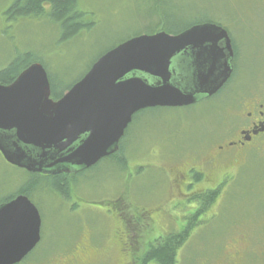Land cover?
Here are the masks:
<instances>
[{"label": "rangeland", "instance_id": "obj_1", "mask_svg": "<svg viewBox=\"0 0 264 264\" xmlns=\"http://www.w3.org/2000/svg\"><path fill=\"white\" fill-rule=\"evenodd\" d=\"M14 1L0 0V69L15 56L33 52L57 80L60 91L83 77L111 48L151 34L160 24L157 15L179 26L207 18L208 12L228 15L240 50L232 87L249 82L260 65L259 37L238 19L233 0H79L78 8L92 26L68 42H63L61 31L47 17L10 18L6 13ZM218 104L219 100L206 101L135 114L126 164L105 160L78 175L73 185L76 193L69 187L70 201L54 180L37 177L41 242L24 264H127L134 256L131 259L120 250L128 244L118 241L122 220L116 216L127 218L133 213L140 217L136 227L142 242L136 264H144L142 255L156 240L182 234L191 225L175 264H264V197L259 187L251 186L254 180L255 185L264 186V167L234 178L216 193L215 203L197 199L202 195L197 186L187 189L185 197L177 188L176 168L193 165L195 158L201 161V155L224 139L222 124L215 121ZM5 173L14 174L0 160V175ZM119 199L124 203L114 205L115 209L109 202ZM125 207L131 214L125 213ZM145 264L158 262L149 259Z\"/></svg>", "mask_w": 264, "mask_h": 264}, {"label": "water", "instance_id": "obj_2", "mask_svg": "<svg viewBox=\"0 0 264 264\" xmlns=\"http://www.w3.org/2000/svg\"><path fill=\"white\" fill-rule=\"evenodd\" d=\"M211 37L226 39L228 55ZM232 57L226 31L213 25L142 35L105 53L59 100L51 97L44 66L34 63L12 84H0V151L36 172L90 168L118 151L135 114L191 106L216 93L231 76ZM183 62L187 70L180 71ZM41 227L27 197L0 208V264L26 258L41 241Z\"/></svg>", "mask_w": 264, "mask_h": 264}, {"label": "flooded vegetation", "instance_id": "obj_3", "mask_svg": "<svg viewBox=\"0 0 264 264\" xmlns=\"http://www.w3.org/2000/svg\"><path fill=\"white\" fill-rule=\"evenodd\" d=\"M233 2L238 12V19L245 25V28L256 31L254 35L259 37V48L256 55L260 65L250 74L252 77L251 80L242 87H232L235 76L237 75V63L240 59V50L239 47L236 46L231 33V20L228 15H212L211 12H208L207 18L195 19L183 26H179L180 23H169V21L162 19L164 15L158 16L157 14H153L154 16L157 15L160 19V24L158 23L159 25H157L156 28L160 27L162 29L158 30L156 33L146 34L155 35L160 32L167 33L163 28L168 29L172 26L176 29L180 28L181 30L180 33L174 34L176 36L197 26L213 25L226 31L231 44L233 57L230 63L232 70L230 78L216 93L211 96L205 95L195 103L198 104L206 101L214 102L215 100H219V104L216 107L217 117L215 116V121L222 124L221 132L224 139L221 143L215 142L204 155H201V161L195 158L193 165L188 166L187 163H185L176 168L180 176V178L178 176V191L185 197L184 195L187 194V189L190 190L191 187L197 186V191L202 194L197 196V199H200L202 203H215L216 193H220L225 185L232 183V180L243 174L245 170H252L255 169V167L258 168V166L264 167V0H233ZM190 15L192 18H195L194 14ZM150 18L152 19V17ZM152 26L154 25L152 24ZM253 26L255 29H253ZM211 40L214 42L213 37H211ZM214 43L216 47L224 52L223 54L228 55L225 38H217ZM214 43L210 44L206 41L205 45L209 44L210 46L214 45ZM180 59L187 60V54L183 53ZM182 66L183 68L179 67L180 71L187 70L185 62L182 63ZM133 120L134 117L119 142L118 151L103 158L94 166L83 170L63 166L67 169L62 172H52L49 170L36 172V170H29L26 167L11 163L0 151L1 162L14 173L12 177H9L6 173L0 175V208L14 202L22 196L27 197L36 206L37 177L41 179H52L55 183L58 179L65 181L67 193L63 196L70 201L71 193L76 185V177L78 175L97 167L105 160L117 161V159L120 158L121 162L126 164L125 156L128 153L127 142H129L128 140L130 139L129 131L133 126ZM224 128L226 131L223 133ZM195 161H199V163ZM34 168L36 169V166ZM25 175H27V180H25ZM259 177L260 175L257 176V178ZM251 186L259 187L261 196L264 197V194H262L264 192V186L260 187L259 185H255V180ZM69 187L72 188L70 192ZM74 192L76 193V188H74ZM195 196L196 194H191L192 198ZM109 203L114 207V205L117 204L123 205L124 201L119 199L112 200ZM126 209L127 207H125V213L127 214L128 212ZM116 218L122 220V223H118V229H120L122 234V238L119 237L118 241L121 243L122 240L123 245L128 244L127 249L124 248L120 250L130 255L128 257L131 259L132 256H134L133 260H130L127 264H136V258L139 256L136 251L139 249L138 245L140 246V243H142L140 241V233L138 234L139 230L136 227V222L140 217L133 213L127 218L122 214H118ZM124 241H126V243ZM35 251L36 246L26 258L16 264H24L25 260Z\"/></svg>", "mask_w": 264, "mask_h": 264}, {"label": "trees", "instance_id": "obj_4", "mask_svg": "<svg viewBox=\"0 0 264 264\" xmlns=\"http://www.w3.org/2000/svg\"><path fill=\"white\" fill-rule=\"evenodd\" d=\"M78 3L79 0H15L9 6L6 14L9 15L10 18L19 16L22 18L35 19L34 17H37L43 19V17H47V19L49 18V20L53 21L54 25L61 31L63 42H68L78 37L83 31L90 30L92 26L91 23H88L85 20V12L78 8ZM163 29L171 35L181 32L180 28L176 29L172 26L168 29ZM158 30H160V27L154 29L152 33H156ZM98 59L91 65V67L98 61ZM34 63H40L44 66V62L41 59H36V55L33 52H23L15 56L6 67L0 69V84L6 86L12 84L23 71ZM44 68L46 69L45 66ZM48 75L52 90L51 97L54 100L61 99L66 92L85 76L84 75L73 84L60 91L57 80L52 77L51 74L48 73ZM117 161H121V159L119 158ZM56 185L63 190L64 194L67 193L65 181L58 179L56 180ZM190 227H192V225ZM190 227L182 234L169 235L165 241L164 239L156 240L154 246L150 247L145 253L143 252L144 254L142 256L145 257L144 264L149 259L156 260L158 264H175L178 250L186 242L191 231ZM137 257L140 258L139 256Z\"/></svg>", "mask_w": 264, "mask_h": 264}]
</instances>
